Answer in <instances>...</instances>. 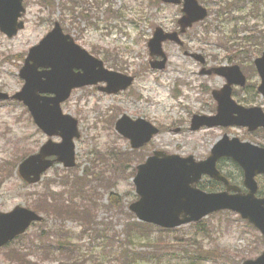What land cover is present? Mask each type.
Listing matches in <instances>:
<instances>
[{
  "label": "rangeland",
  "instance_id": "1",
  "mask_svg": "<svg viewBox=\"0 0 264 264\" xmlns=\"http://www.w3.org/2000/svg\"><path fill=\"white\" fill-rule=\"evenodd\" d=\"M227 1L235 5V0L202 3L211 14L204 24L190 28L183 36L184 41L190 51L203 54L209 64L210 61L212 65L242 63L249 83L245 91L237 90L236 99L245 106L257 105L264 110V97L255 87L258 76L250 67V62L264 47L260 39L261 34L264 35V2L260 3L263 16L260 20L249 19L244 8L240 12L230 11L233 15L240 14V18L232 19L226 12L229 19L217 22L213 18L214 10L225 9ZM62 2L48 0L42 5L38 0H24V29L11 38L0 32V91L12 94L21 87L18 71L22 59L54 22L79 46L101 58L106 67L116 66L118 71L136 78L127 90L116 95L102 93L96 86L75 89L61 105L64 113L77 119L80 132V137L75 139L76 165L71 171L82 175L90 169L97 173L102 166L96 168L95 164L107 162L103 165L106 170L102 177L91 182L95 196L94 204H90L94 226L88 231L90 236L83 234V220L48 215L43 223L33 224L9 248L0 249V264H14L6 256L12 248L30 252L29 259L38 264H118L122 260L118 254L126 246L146 257L127 264H184V257H188L187 264H240L259 255L263 249L259 232L237 214L223 211L205 217L200 225L188 224L175 232L153 230L152 238L145 237L147 241L133 233L126 242L124 230L132 215L128 204L136 200L132 178L139 157L148 156L152 150H163L183 156L192 154L201 159L225 131L261 145H264V133L251 135L241 128L187 129L192 114L215 112L210 91L221 86L222 78L200 75L195 61L169 42L163 43L167 56L164 69L149 67L147 41L155 26L172 29L178 7L158 5L153 0H73L74 10L71 11L63 7ZM67 6L73 5L67 1ZM109 8L120 15L111 16ZM244 35L251 38L240 39ZM123 113L133 118L144 117L161 127L159 134L138 150V154L114 129L115 118ZM176 127H181L179 133L173 131ZM47 138L36 129L22 104L0 101V162L25 151H36ZM52 140L60 138L55 136ZM101 158L104 160L100 162ZM223 168L235 176L236 170L231 164H224ZM62 169L58 164L48 170L38 184L27 186L14 173L0 185V210L8 211L17 204L34 208L36 194L44 189L46 179L57 181L53 184L54 190L62 188L58 183ZM111 193L119 205L116 211V206H109ZM87 200L86 196L84 203H88ZM49 242L51 253L43 260L40 250L34 247Z\"/></svg>",
  "mask_w": 264,
  "mask_h": 264
},
{
  "label": "water",
  "instance_id": "2",
  "mask_svg": "<svg viewBox=\"0 0 264 264\" xmlns=\"http://www.w3.org/2000/svg\"><path fill=\"white\" fill-rule=\"evenodd\" d=\"M21 1L0 0V27L9 35L16 33L23 26L22 22H17L20 12L24 10ZM165 1L178 2L179 0ZM184 10L186 15L179 20L182 30L206 15L205 11L197 6L195 0H185ZM166 39L179 42L177 33L164 34L163 30L157 27L148 42V47L151 56L160 55L163 56V60L151 62L152 67L163 68L165 56L161 44ZM47 40L52 42L45 44ZM72 44V39L68 35H63L56 23L55 28L46 35L41 44L30 49L26 62L33 60L34 63L26 64L28 66L24 70V76L22 74L26 84L21 92L14 95L15 98L22 99L29 106L45 131L51 134L61 130L60 135L63 142L54 145L52 153H56L58 158L64 160L67 165L72 164V137L78 136V133L76 122L69 116L61 115L59 103L69 96L73 86L107 80L112 86V89L108 91L116 92L126 88L133 80L131 76L103 70L100 61ZM197 58L200 57L197 55ZM258 62L264 67V56ZM48 65L51 70L37 72L39 66L48 67ZM73 67L81 68L83 73L73 74ZM38 92H51L55 96L47 100L40 97ZM221 96L218 114L214 117L193 116L191 129H198L201 125L217 124L249 125L250 129L264 125V115L260 109L238 108L229 100L228 92ZM0 97L5 98L6 95L0 94ZM231 112H237L238 117H230ZM253 120L256 121L254 125L251 124ZM66 125L70 126L69 130H64ZM116 127L131 139L133 146L143 145L158 132L157 128L144 120L131 121L125 115L117 122ZM50 152L49 146L44 145L40 154L30 156L20 165V173L31 181H37L39 173L51 164L50 161L44 160V156ZM221 155L233 156L245 169L244 183L250 190L248 193H240L236 187L232 186H227V189L236 190L237 193L229 194L228 190L220 193H207L197 188L196 183L204 173L226 182L214 167L216 159ZM137 169L134 183L139 199L130 205V209L139 220L171 228L197 221L219 209L228 208L240 213L242 218L248 219L264 235V197H255L257 185L253 180L256 172H264V151H260L259 148L251 144L239 143L237 139L228 140L224 136L206 160L196 161L193 156L184 158L176 154L168 155L155 151L154 155L149 157L146 163L139 165ZM30 175L34 177L29 178ZM40 219L41 217L33 211L20 206L15 207L9 213L0 212V246L25 231L31 221ZM242 264H264V253Z\"/></svg>",
  "mask_w": 264,
  "mask_h": 264
},
{
  "label": "trees",
  "instance_id": "3",
  "mask_svg": "<svg viewBox=\"0 0 264 264\" xmlns=\"http://www.w3.org/2000/svg\"><path fill=\"white\" fill-rule=\"evenodd\" d=\"M5 166L8 167V169H10L9 171L6 170L5 168L1 167L0 168V180L4 179V176L5 175H8L13 167V163L11 161L9 162H6L5 163ZM14 168V167H13ZM111 204H113V202H111ZM57 210V212L59 211H65V208L63 207H59V208H55ZM70 209L74 212V214H71V215H74V216H80L82 218H84L86 220V216L89 215V212L86 211V210H83L82 213H76V211L74 210V208L70 207ZM89 222V221H88ZM127 234H126V237L129 238L133 235V233H137L139 236H142V237H149L151 232H152V227L151 226H146V225H143V224H139V223H136V222H130L127 224ZM136 235V234H135ZM120 256L122 257V264H127L129 262L133 263L136 261V259L138 257H145L144 254H137L135 252H131V253H127V250L123 249L121 252H120ZM138 256V257H136ZM9 257L11 259H14L16 261H19V262H26L28 264H34V263H31L29 262L27 259H26V255L21 253V252H14V253H11L9 255Z\"/></svg>",
  "mask_w": 264,
  "mask_h": 264
}]
</instances>
